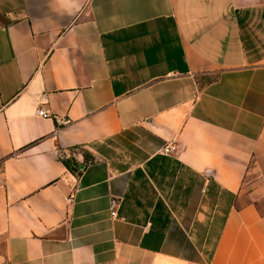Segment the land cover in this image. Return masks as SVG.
I'll use <instances>...</instances> for the list:
<instances>
[{
    "label": "crops",
    "instance_id": "crops-1",
    "mask_svg": "<svg viewBox=\"0 0 264 264\" xmlns=\"http://www.w3.org/2000/svg\"><path fill=\"white\" fill-rule=\"evenodd\" d=\"M0 264H264V0H0Z\"/></svg>",
    "mask_w": 264,
    "mask_h": 264
},
{
    "label": "built area",
    "instance_id": "built-area-1",
    "mask_svg": "<svg viewBox=\"0 0 264 264\" xmlns=\"http://www.w3.org/2000/svg\"><path fill=\"white\" fill-rule=\"evenodd\" d=\"M36 114L42 117H48L49 114L42 108H38L36 110ZM176 148L174 143H167L165 146H163L162 148V152L163 153H171L172 151H174ZM115 211H111V215H114Z\"/></svg>",
    "mask_w": 264,
    "mask_h": 264
},
{
    "label": "trees",
    "instance_id": "trees-1",
    "mask_svg": "<svg viewBox=\"0 0 264 264\" xmlns=\"http://www.w3.org/2000/svg\"><path fill=\"white\" fill-rule=\"evenodd\" d=\"M63 162L65 163V165L69 168H72V166L75 164L73 159L70 158H66L63 160ZM73 169V168H72ZM74 170V169H73Z\"/></svg>",
    "mask_w": 264,
    "mask_h": 264
}]
</instances>
